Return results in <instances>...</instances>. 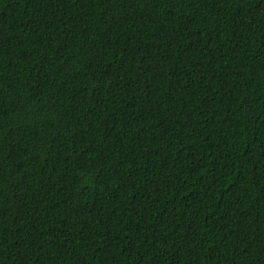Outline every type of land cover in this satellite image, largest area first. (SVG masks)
<instances>
[{
  "label": "trees",
  "instance_id": "obj_1",
  "mask_svg": "<svg viewBox=\"0 0 264 264\" xmlns=\"http://www.w3.org/2000/svg\"><path fill=\"white\" fill-rule=\"evenodd\" d=\"M0 264H264V0H0Z\"/></svg>",
  "mask_w": 264,
  "mask_h": 264
}]
</instances>
